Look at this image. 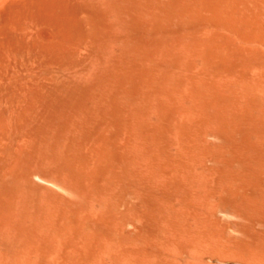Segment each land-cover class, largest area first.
Instances as JSON below:
<instances>
[{
	"label": "bare ground",
	"instance_id": "6f19581e",
	"mask_svg": "<svg viewBox=\"0 0 264 264\" xmlns=\"http://www.w3.org/2000/svg\"><path fill=\"white\" fill-rule=\"evenodd\" d=\"M213 257L264 264V0H0V264Z\"/></svg>",
	"mask_w": 264,
	"mask_h": 264
},
{
	"label": "rangeland",
	"instance_id": "374dc122",
	"mask_svg": "<svg viewBox=\"0 0 264 264\" xmlns=\"http://www.w3.org/2000/svg\"><path fill=\"white\" fill-rule=\"evenodd\" d=\"M223 214H224V215H220V219H219V221H220V222H221V221H222V222H225V224H226V223H227V224H226V225L222 224V225H223V226H222L223 229L225 228V230H226V231H225V230H222V231L225 232V233H224L225 235H227V233H228L227 231H230V233H228L229 236H230V234L233 232V230H234V232H236L235 229H233L234 226H232V224H234V222H235V223H238L237 220H239V219H237L236 217H234V216H232V215H230V214H228V215H229L231 218H230V217L227 218V216H226L227 213H223ZM222 216H223V217H222ZM225 216H226V217H225ZM233 217H234V221L231 220ZM222 219H223V220H222ZM230 221H231V225H230V223H229ZM228 223H229V225H230L231 227L228 225ZM234 225H236V224H234ZM226 226H227V227H226ZM229 227L232 228V232H231V229H229ZM227 228H228V229H227ZM237 233H238V232H237ZM222 234H223V232H222ZM232 234H233V233H232ZM233 235H234V234H233ZM233 235H231V236H233ZM236 235H238V234H236ZM222 257L224 258V256H222ZM227 258H228V257H227ZM213 262H214V263H213ZM219 262H220V263H219ZM222 262H223V263H222ZM222 262H221L218 258L213 257V260H212V263H213V264H218V263H219V264H224V263H225V264H226V263H227V264H235V263H236V264H240V263L235 262V261H233V260H231V259L228 260V259H226V257H225V259L222 260Z\"/></svg>",
	"mask_w": 264,
	"mask_h": 264
}]
</instances>
